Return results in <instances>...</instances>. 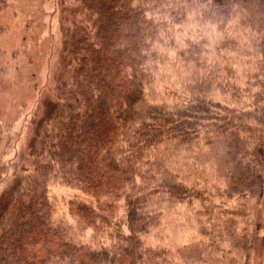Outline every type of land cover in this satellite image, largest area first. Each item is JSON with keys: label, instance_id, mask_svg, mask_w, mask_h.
Masks as SVG:
<instances>
[{"label": "trees", "instance_id": "16d2710c", "mask_svg": "<svg viewBox=\"0 0 264 264\" xmlns=\"http://www.w3.org/2000/svg\"><path fill=\"white\" fill-rule=\"evenodd\" d=\"M62 13L55 105L0 207V264H252L264 203V0H77ZM193 17L203 29L188 38ZM233 24L235 38L210 50L206 28L222 35ZM54 183L89 198L74 204L79 232L111 228L107 246L54 221ZM182 206L195 237L154 242L168 240L165 215Z\"/></svg>", "mask_w": 264, "mask_h": 264}, {"label": "rangeland", "instance_id": "374dc122", "mask_svg": "<svg viewBox=\"0 0 264 264\" xmlns=\"http://www.w3.org/2000/svg\"><path fill=\"white\" fill-rule=\"evenodd\" d=\"M76 4L77 0H0V49L5 52L2 61L9 69L0 76V125L4 131L0 146V207L10 201L18 176L33 162L39 131L55 105L53 75L59 66L64 37L62 9L73 8ZM194 18L184 26L183 35L188 38L190 32L199 33V29H203ZM234 25L227 27L222 35L215 26L206 28L210 29V50L216 49L223 39L235 38ZM180 36L175 35L179 49L182 45ZM170 55L176 56L173 52ZM209 61L216 65L214 56L210 55ZM223 69L224 66L219 71L222 76H227ZM233 69L234 74L242 75L236 66ZM49 199L54 206V221L72 228L77 241L94 248L110 243L111 228L101 234L91 229L83 234L79 232V220L73 208L78 202H87L86 195L54 183L49 188ZM125 215L126 205L123 203L116 222L122 223ZM260 217V228H254L252 264H264V203ZM164 221L161 235L168 240L158 238L153 239L154 242L165 246L172 240L176 245H184L195 237L193 214L188 208L182 206L171 210Z\"/></svg>", "mask_w": 264, "mask_h": 264}]
</instances>
